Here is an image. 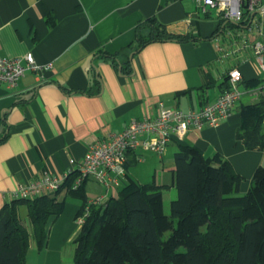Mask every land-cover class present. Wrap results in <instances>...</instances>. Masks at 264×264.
Masks as SVG:
<instances>
[{
    "label": "crops",
    "instance_id": "obj_1",
    "mask_svg": "<svg viewBox=\"0 0 264 264\" xmlns=\"http://www.w3.org/2000/svg\"><path fill=\"white\" fill-rule=\"evenodd\" d=\"M152 17L169 34L189 40L151 42L135 52L136 27ZM253 40L245 26L227 22L217 11L202 12L194 0H0V54H30L45 67L26 71L15 92L0 84V210L15 199L19 185L44 171L54 176L75 171L88 145L122 132L131 120L155 118L159 104L186 112L212 103L234 68L242 73V87L253 92L228 119L173 139L162 156L138 151L142 160L136 162L128 155L126 174L171 194L174 154L180 146H196L205 157L219 156L231 165L242 178L238 195H244L256 168L264 166V153L247 150L236 138L240 107L264 98ZM138 164L153 170L150 181L129 171ZM83 187L87 201L104 194L92 179ZM114 191L119 190L108 198ZM50 197L63 208L46 221L41 247L27 210L22 213L29 223L27 264H73L82 203L65 188Z\"/></svg>",
    "mask_w": 264,
    "mask_h": 264
},
{
    "label": "trees",
    "instance_id": "obj_2",
    "mask_svg": "<svg viewBox=\"0 0 264 264\" xmlns=\"http://www.w3.org/2000/svg\"><path fill=\"white\" fill-rule=\"evenodd\" d=\"M170 40L189 37L169 34L152 17L136 27L133 50ZM124 63L128 66L127 59ZM240 114L236 138L247 150L264 153V98L242 105ZM125 178L117 196H110L105 205L89 206L73 241V264H264V166L254 171L248 191L238 195L242 178L228 162L219 156L207 158L196 146H180L174 154L176 197L170 201L169 215L163 206L165 186L139 184L127 174ZM73 180L74 175L62 188L69 198L81 201L78 217L88 201L84 184L71 189ZM19 206H25L41 247L46 221L61 213L63 202L42 196L5 204L0 210V264H27L30 234Z\"/></svg>",
    "mask_w": 264,
    "mask_h": 264
},
{
    "label": "built area",
    "instance_id": "obj_3",
    "mask_svg": "<svg viewBox=\"0 0 264 264\" xmlns=\"http://www.w3.org/2000/svg\"><path fill=\"white\" fill-rule=\"evenodd\" d=\"M194 2L202 12L217 11L227 22L246 27L247 33L254 37L251 43L252 52L264 73V0ZM44 68L37 65L30 54L21 58H9L0 54V84L15 92L26 71L40 72ZM242 81L243 76L239 69L229 70L227 87L212 103L197 110L184 112L159 104V112L155 118L131 120L122 132L88 145L82 162L75 171L69 170L60 176L44 171L35 181L19 185L13 194L15 199L34 200L50 196L61 190L73 175L72 190H77L86 180L92 179L104 194L87 202L83 214L77 217V223L82 226L89 214V206L105 205L109 193L121 186L126 177L128 155L134 154L136 162L142 160L138 151L162 156L173 139L181 140L190 130L218 126L232 115L246 94L253 92L243 88Z\"/></svg>",
    "mask_w": 264,
    "mask_h": 264
},
{
    "label": "rangeland",
    "instance_id": "obj_4",
    "mask_svg": "<svg viewBox=\"0 0 264 264\" xmlns=\"http://www.w3.org/2000/svg\"><path fill=\"white\" fill-rule=\"evenodd\" d=\"M244 99V98H243ZM129 171L131 173H133L134 175L136 174L137 178L140 179L141 182H148L150 181L151 179V176H152V169H150V167L145 164V165H142V164H138L137 166L135 167H130L129 168ZM167 173L166 175H164L163 177H167ZM114 194L115 196L117 195V192L114 191ZM176 197V191L173 190V193H169L168 191H163V206H164V212L169 215V204H170V201L175 199ZM25 206H19L18 208V213L20 215V217L22 218V213L25 212ZM23 220L27 221L26 218ZM27 223V226L29 228V223ZM26 225V224H25Z\"/></svg>",
    "mask_w": 264,
    "mask_h": 264
}]
</instances>
